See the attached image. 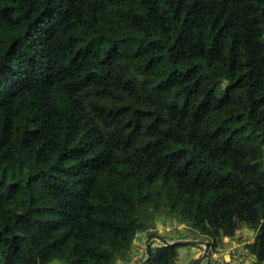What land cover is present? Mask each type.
Here are the masks:
<instances>
[{
    "label": "trees",
    "instance_id": "trees-1",
    "mask_svg": "<svg viewBox=\"0 0 264 264\" xmlns=\"http://www.w3.org/2000/svg\"><path fill=\"white\" fill-rule=\"evenodd\" d=\"M169 221L264 264V0H0V264H119Z\"/></svg>",
    "mask_w": 264,
    "mask_h": 264
},
{
    "label": "rangeland",
    "instance_id": "rangeland-1",
    "mask_svg": "<svg viewBox=\"0 0 264 264\" xmlns=\"http://www.w3.org/2000/svg\"><path fill=\"white\" fill-rule=\"evenodd\" d=\"M158 228V231L151 233L157 234L169 242L181 240L197 242L195 245L180 246L178 249V264H195L197 260L200 261V264H210L215 253H220L219 255L223 256V254H226L230 249L243 251L245 253L246 245L252 244L256 236V230L240 225L236 234L231 238H227V243L223 240L222 243H218L217 246L213 247V244H211V249L209 250L211 257L209 258L208 256L206 260L202 261L206 249L205 243L209 241H205V238L193 233L188 226L180 225L177 222L169 221L164 225L159 224ZM147 239L148 234L143 235L139 245L136 247L135 253L129 259L119 262V264H143L147 258L145 254ZM160 244V242L153 241L151 247H157Z\"/></svg>",
    "mask_w": 264,
    "mask_h": 264
},
{
    "label": "water",
    "instance_id": "water-1",
    "mask_svg": "<svg viewBox=\"0 0 264 264\" xmlns=\"http://www.w3.org/2000/svg\"><path fill=\"white\" fill-rule=\"evenodd\" d=\"M153 241L160 242L161 244H164V245H167V246H189V245H192V244L195 245L197 243L196 241L191 242V241H184V240L175 241V242H169V241H167L166 239L162 238L161 236H159L157 234L150 233L149 236H148L147 242H146V255H147V258L143 262V264H147L149 259H150V257H151V243ZM205 244H206V249H205V252L203 254L202 261L206 260L208 258V256H209L210 244L208 242H206Z\"/></svg>",
    "mask_w": 264,
    "mask_h": 264
},
{
    "label": "built area",
    "instance_id": "built-area-1",
    "mask_svg": "<svg viewBox=\"0 0 264 264\" xmlns=\"http://www.w3.org/2000/svg\"><path fill=\"white\" fill-rule=\"evenodd\" d=\"M215 253L210 264H247L245 253L243 251H235L230 249L223 256Z\"/></svg>",
    "mask_w": 264,
    "mask_h": 264
},
{
    "label": "crops",
    "instance_id": "crops-1",
    "mask_svg": "<svg viewBox=\"0 0 264 264\" xmlns=\"http://www.w3.org/2000/svg\"><path fill=\"white\" fill-rule=\"evenodd\" d=\"M223 240H224V242H226L228 239H227V238H224ZM226 243H227V242H226Z\"/></svg>",
    "mask_w": 264,
    "mask_h": 264
}]
</instances>
